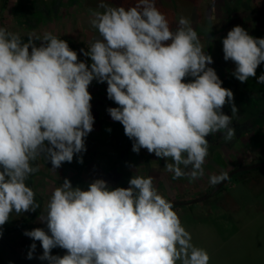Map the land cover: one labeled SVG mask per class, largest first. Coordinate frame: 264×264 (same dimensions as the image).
<instances>
[{
	"label": "clouds",
	"instance_id": "clouds-1",
	"mask_svg": "<svg viewBox=\"0 0 264 264\" xmlns=\"http://www.w3.org/2000/svg\"><path fill=\"white\" fill-rule=\"evenodd\" d=\"M98 9L90 10L89 20L98 38L80 50L90 64L51 32L30 34L25 42L0 27V226L13 212L40 208L26 184L40 170L35 161L44 158L54 172L74 156L83 163L94 125L88 91L93 80L107 83V97L118 105L107 112L123 125L132 151L146 149L165 160L173 179L202 178L206 137L235 135L233 91L222 87L208 66L213 58L188 18L181 16L172 30L155 0H136L127 9L101 0ZM222 45L238 81L256 77L264 63V38L235 26ZM256 79L264 84V74ZM226 104L231 116L222 111ZM224 179L226 174L212 175L209 182ZM38 220L47 230L24 232L34 241L27 258H33L39 241V259L48 264H208L210 259L192 243L151 176L133 175L127 188L114 189L96 179L87 190L65 178ZM57 247L66 250L63 256L51 254Z\"/></svg>",
	"mask_w": 264,
	"mask_h": 264
},
{
	"label": "rangeland",
	"instance_id": "rangeland-1",
	"mask_svg": "<svg viewBox=\"0 0 264 264\" xmlns=\"http://www.w3.org/2000/svg\"><path fill=\"white\" fill-rule=\"evenodd\" d=\"M186 1L155 0V3L161 12V8L167 4L169 7L174 6L170 8L174 9V12L169 15L171 16L170 19H168L170 26L173 25V22L177 24V13L186 15L191 13L195 23L194 30H196L199 39L202 35L211 33L213 28L218 33L217 35L213 34L212 39L218 40L221 36L225 38L235 26L243 27L251 36L264 38V0H236V3L229 5V12L226 13V18L221 22L222 27H219V24L216 29L215 27L204 29L202 22L205 16L194 13ZM194 1L200 3L206 0ZM100 2L101 0H62L60 3H55V0H6V9L0 11V16L5 21V28L19 33L21 37L28 38L30 34L42 36L45 32H51L53 35L66 40L69 47L77 52L78 59L90 64V58L85 57L80 50H87V46L98 38V32L90 25L89 20L90 10L102 11V9H98ZM104 2L111 6H123L127 9L134 6L136 0H104ZM234 15L235 19L236 17L239 19L237 24L222 25L223 22L231 21ZM172 28L175 30L176 27ZM200 41L202 42L201 39ZM210 48H212L210 51L214 53L215 43H211ZM106 89V82L98 83L93 80L89 85L88 91L92 95L90 103L94 125L93 131L85 140L87 151L82 154L83 163H78L74 156L70 168H59L56 173V182L60 183L55 184V188L59 187L65 178L71 181L73 187L79 186L82 190H87L88 185L96 179L105 180L113 189L128 187L129 180L117 173L118 171L122 172V167L121 164H117L115 158H112L114 154L112 152H116L120 144L122 146L130 145L132 148L133 141L124 134L123 125L118 121H113L107 112L108 108L118 107V105L107 97ZM236 156L239 155L236 154ZM145 157L151 159L154 170L160 172L162 169L160 176L165 177L170 174L163 171L164 167L159 168L155 154L148 153L146 149H141L139 154L130 151V166L137 169V160H142ZM207 158L212 160L210 166L217 165L220 167L216 175L225 174L227 170L236 166L235 160L227 163L226 167H221L224 165L227 156L220 148L209 150ZM151 177L153 180L156 179L155 172H152ZM242 178L243 181L241 179V182H237L240 179V174H237L224 185L223 191L216 192L204 201L174 208L182 225L190 233L192 243L196 247L206 250L210 258L208 264H264V167L251 170L242 175ZM189 182L191 181L184 177L178 179L175 184L167 180L162 184L163 188L157 187V190L168 200L180 201L181 199H192L191 195L200 197L201 191L198 190H207L212 185L208 182H196L188 186ZM27 185L31 187L30 177ZM187 189L191 191L190 196L184 194ZM228 191L235 201L228 200ZM42 194L45 195L46 190L40 189L39 195ZM48 198L50 199V197ZM49 199L45 198L44 204H47ZM209 205L220 207V214L227 215L224 219L227 222L223 223L221 234L208 221H203V223L198 220L199 217L204 219L205 208H208ZM233 208L235 212H233ZM36 213L35 211L32 214L36 215ZM36 245L32 259L41 261L39 257L43 255V248L39 242ZM22 246L26 247V244ZM51 254L63 256L65 250L55 248L52 249ZM21 255L27 259L28 251L21 252ZM40 264L42 263L40 262Z\"/></svg>",
	"mask_w": 264,
	"mask_h": 264
},
{
	"label": "flooded vegetation",
	"instance_id": "flooded-vegetation-1",
	"mask_svg": "<svg viewBox=\"0 0 264 264\" xmlns=\"http://www.w3.org/2000/svg\"><path fill=\"white\" fill-rule=\"evenodd\" d=\"M62 0H55V3H60ZM222 4V7L224 9V14H216L215 9H217L216 3H211L210 5V10L212 13H215L216 15H213L211 17L204 18L203 21V28L205 29H210L215 27V29L219 26H221L222 20L226 18V13L229 12V5L236 3V0H228L227 2L225 0H221L220 2ZM54 7V6H53ZM212 8V9H211ZM232 16V20L229 22H223L222 25H231V24H237L239 22V19L234 18ZM237 21H235V20ZM206 24V25H205ZM220 29V28H219ZM218 31H214V28L211 33L209 34H204L201 36L202 44L204 46V50L206 51L207 54H210L213 58V63L211 65H208L209 67H212L215 69L218 77L222 81V87L231 89L234 94V104L238 109V113L236 114L235 117H233V122H232V127L235 129V135L231 140H225L223 138L222 133H214L206 137L209 141V150H212L213 148H220L222 149L223 153L227 156L225 159V163L221 167H226L227 163L233 162L236 160L235 164L236 166L227 170L226 171V176L234 169L240 167V166H245V165H250L254 163H259V162H264V84H258L256 77H259L261 74H264V63H261L258 68L256 69V77L249 78L247 82L241 83L238 81L234 75L232 74L235 69V64L232 61H225L223 56V45H222V39L224 37H219L217 39H212L213 34L217 35ZM256 38L255 36H253ZM217 40V41H216ZM211 43H215L216 48L214 53L210 51ZM191 78H186L185 82H189ZM223 113L226 115L231 116L232 111H231V106L230 105H225L222 109ZM132 148L130 145L122 146L120 144V147L116 150L112 158H115L117 160V164H121L122 167V172L118 171V175L124 176L128 180L134 175V176H144L148 177L152 175V172H155L156 174V179L153 180L154 186L157 187H162L163 188V183L165 181H172L173 184L178 181H174L175 179L172 178L173 174H167L165 177L160 176V173L162 169L159 171H156L152 168V161L151 159L145 157L142 160H137V169L132 168L130 166L129 162V153ZM121 152V156H120ZM239 155V156H236ZM242 154V155H241ZM112 160V159H111ZM210 158H206L205 163L203 165L204 167V176L200 179H197L196 181H191L188 183H210L209 178L212 175H216L218 172V167L217 165L215 166H210L211 163ZM240 161V163H237ZM156 162L159 164V168L165 166V160L157 158ZM116 165V164H114ZM210 168V170H207ZM163 171L164 168H163ZM251 171V170H250ZM244 172H249V171H244ZM241 173V172H240ZM239 174V173H237ZM237 174L232 175L227 182L233 179L234 176ZM186 180H189L187 176L184 177ZM165 179V180H163ZM163 181V182H162ZM190 181V180H189ZM186 185V184H185ZM216 185V184H215ZM211 185L209 189L203 190L199 189L198 191H201V195L208 194L211 189L215 186ZM224 187V186H223ZM221 189V188H220ZM219 191V190H218ZM190 190H186L184 193L186 196H190L191 194ZM180 194V193H178ZM180 196V195H179ZM192 199H181V200H186L190 201L195 198V196H192ZM169 201H176L175 200H169Z\"/></svg>",
	"mask_w": 264,
	"mask_h": 264
},
{
	"label": "crops",
	"instance_id": "crops-1",
	"mask_svg": "<svg viewBox=\"0 0 264 264\" xmlns=\"http://www.w3.org/2000/svg\"><path fill=\"white\" fill-rule=\"evenodd\" d=\"M5 9L6 0H0V11H4ZM0 27H5V21L3 18H1V16ZM34 163L39 166L40 170L35 174L29 176L30 183L31 188L35 192V200L42 207L40 206V208L36 210V215L32 214L33 212H26L20 215H16L15 212H13L10 216L9 221L5 225H3L13 226L14 230L4 236H0V264H40V262L42 264H48L47 261L42 262L35 259H26V257L23 258V256L21 255V252H24L25 250L29 252L30 245L34 242L31 238L24 235L25 231H31L34 228H43L47 230L46 224L41 223L38 220V217L40 213L44 211V207L46 205V203L44 204L45 198L49 199L48 197H51L52 191L55 189V184L60 183L56 182V172H58L59 169H57L56 172L52 171V165L50 162H47L44 158L41 157ZM70 167L71 163L67 162H65L61 166L62 169ZM26 184H28V180L26 181ZM40 189L46 190V194L39 195ZM38 242L39 241H35V243ZM24 244H26V247L22 246ZM18 248H21L20 250L23 251L20 252V250H17Z\"/></svg>",
	"mask_w": 264,
	"mask_h": 264
},
{
	"label": "trees",
	"instance_id": "trees-1",
	"mask_svg": "<svg viewBox=\"0 0 264 264\" xmlns=\"http://www.w3.org/2000/svg\"><path fill=\"white\" fill-rule=\"evenodd\" d=\"M172 1H176V0H172ZM187 3H188V6H190V8L191 9H193L194 10V13H199V14H201V15H203V16H205V18H207V17H211V16H213V15H216V14H220V15H222V14H224L225 12H224V9H223V7H222V4L220 3L221 2V0H206V1H203V2H200V3H198V2H195L194 0H187L186 1ZM216 3V5L218 6L217 7V9H215V12H216V14L215 13H212L211 12V10H210V5H211V3ZM179 4H180V2H179ZM186 4V3H185ZM168 5V4H167ZM167 5H165L164 7H162L161 8V10H162V13L163 14H165V16H166V18L167 19H170V17L171 16H169V15H171L170 13L171 12H174V9H170V8H173L174 6H172V7H169V6H167ZM172 5H174L173 3H172ZM206 5V6H205ZM175 8H176V4H175ZM212 9V8H211ZM177 10V9H176ZM205 10V11H204ZM178 15H177V17H176V19H177V21L179 20V18L181 17V16H183V17H186V18H188L189 20H190V22H191V26L193 27V29H194V19H193V17H192V14L191 13H189L188 15H186V14H184V13H177ZM179 14H181V15H179ZM173 25H171L170 27L172 28V27H176V23H172ZM202 25H203V22H202ZM206 25V24H205ZM172 30H174L173 28H172ZM22 39L25 41V42H27V37H22ZM247 173H249V172H241V173H239L240 174V179H238L237 180V182H239L241 179H242V181H243V178H242V175H245V174H247ZM241 182V181H240ZM236 183V182H235ZM233 186V185H232ZM224 190V188L222 187L221 189H219V191H217V192H221V191H223ZM227 197H229V199L228 200H231V201H235V199H234V197H232V195H231V193L228 191V193H227ZM174 208H176V207H174ZM236 208V207H235ZM205 217H204V219H202L201 217H199L198 218V220H200L201 222H203V221H208V223H210V225L218 232V233H222V227H223V223L224 222H227V221H224V219H226V217H227V215H224V214H220L221 212H220V207H217V206H211V205H209V207L208 208H205ZM233 212H235V209L233 208ZM204 223V222H203ZM14 230V227L13 226H2V227H0V233H2V234H0V236H4V235H6V234H8V233H10V232H12ZM223 239H224V237H223Z\"/></svg>",
	"mask_w": 264,
	"mask_h": 264
},
{
	"label": "water",
	"instance_id": "water-1",
	"mask_svg": "<svg viewBox=\"0 0 264 264\" xmlns=\"http://www.w3.org/2000/svg\"><path fill=\"white\" fill-rule=\"evenodd\" d=\"M261 167H264V162H259V163H254V164H250V165H245V166H240L234 170H232L227 176H226V179L222 180L220 183L216 184L212 189L211 191L208 193V194H205V195H202L198 198H195L193 200H190V201H186V200H180V201H171L173 206L176 207V206H189L191 204H194V203H198V202H201V201H204L206 200L207 198L213 196L220 188H222L226 183L227 181L229 180V178L234 175V174H237V173H240V172H244V171H250V170H254V169H257V168H261Z\"/></svg>",
	"mask_w": 264,
	"mask_h": 264
}]
</instances>
